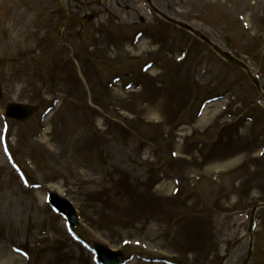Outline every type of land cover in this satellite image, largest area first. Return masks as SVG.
I'll use <instances>...</instances> for the list:
<instances>
[{
  "label": "rangeland",
  "instance_id": "obj_1",
  "mask_svg": "<svg viewBox=\"0 0 264 264\" xmlns=\"http://www.w3.org/2000/svg\"><path fill=\"white\" fill-rule=\"evenodd\" d=\"M70 1L0 0V114L10 102L36 108L25 124L0 116V132L7 128L0 264H93L44 203L47 192L70 201L90 243L122 250L128 264H242L250 213L264 203V99L243 72L171 27L162 44V89L149 85L161 78L147 79L140 93L124 89L129 76L109 84L111 74L127 73L115 64L96 67L99 55L133 60L145 54L147 40L131 47L122 32L118 42L99 41L95 21L83 42L69 35L74 28L55 42L64 9L84 12ZM101 1V12L119 4L116 12L130 17L122 0ZM153 2L245 62L264 93V0ZM181 52L186 58L177 64ZM81 72L90 81L82 84ZM211 98L218 100L196 114ZM3 154L22 167L30 188ZM254 220L249 264H264V209ZM18 247L24 255L13 252ZM149 257L169 262L146 263Z\"/></svg>",
  "mask_w": 264,
  "mask_h": 264
},
{
  "label": "water",
  "instance_id": "obj_2",
  "mask_svg": "<svg viewBox=\"0 0 264 264\" xmlns=\"http://www.w3.org/2000/svg\"><path fill=\"white\" fill-rule=\"evenodd\" d=\"M226 58H227V60L229 62L234 63V64L238 65L241 68H244V66L242 64L234 61L233 59H231V58H229L227 56H226ZM25 113H26L25 109H23L20 106H11L10 111H9V115H11L13 117H22L23 114H25Z\"/></svg>",
  "mask_w": 264,
  "mask_h": 264
},
{
  "label": "flooded vegetation",
  "instance_id": "obj_3",
  "mask_svg": "<svg viewBox=\"0 0 264 264\" xmlns=\"http://www.w3.org/2000/svg\"><path fill=\"white\" fill-rule=\"evenodd\" d=\"M68 19L71 20V17L69 16V14H68ZM75 20H77L76 16H75ZM76 22H77V21H76Z\"/></svg>",
  "mask_w": 264,
  "mask_h": 264
}]
</instances>
